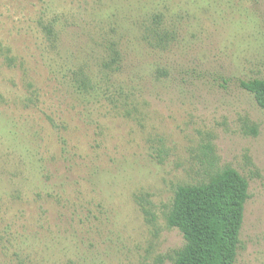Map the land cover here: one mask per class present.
<instances>
[{
    "label": "rangeland",
    "instance_id": "374dc122",
    "mask_svg": "<svg viewBox=\"0 0 264 264\" xmlns=\"http://www.w3.org/2000/svg\"><path fill=\"white\" fill-rule=\"evenodd\" d=\"M249 78L264 0H0V264H174L177 187L224 168L248 183L234 264H264Z\"/></svg>",
    "mask_w": 264,
    "mask_h": 264
},
{
    "label": "trees",
    "instance_id": "16d2710c",
    "mask_svg": "<svg viewBox=\"0 0 264 264\" xmlns=\"http://www.w3.org/2000/svg\"><path fill=\"white\" fill-rule=\"evenodd\" d=\"M238 86L264 109V78L241 79ZM247 198L248 183L233 168L198 185L178 186L167 223L180 231L185 244L174 264H234Z\"/></svg>",
    "mask_w": 264,
    "mask_h": 264
}]
</instances>
